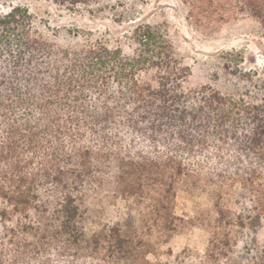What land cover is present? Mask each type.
Listing matches in <instances>:
<instances>
[{
	"label": "trees",
	"instance_id": "trees-1",
	"mask_svg": "<svg viewBox=\"0 0 264 264\" xmlns=\"http://www.w3.org/2000/svg\"><path fill=\"white\" fill-rule=\"evenodd\" d=\"M182 1L197 23L236 11L264 26V0ZM131 34L130 54L59 46L26 5L0 11V264H264V78L225 63L231 91L190 87L163 25ZM182 187L212 203L203 252L167 246ZM92 195L126 210L86 236Z\"/></svg>",
	"mask_w": 264,
	"mask_h": 264
},
{
	"label": "rangeland",
	"instance_id": "rangeland-1",
	"mask_svg": "<svg viewBox=\"0 0 264 264\" xmlns=\"http://www.w3.org/2000/svg\"><path fill=\"white\" fill-rule=\"evenodd\" d=\"M17 3L29 8L39 32L59 46L77 47L103 40L110 47H121L124 53L130 54L136 45L131 34L136 23L163 25L171 50L191 70L190 87L212 84L224 92L231 91L235 82L227 75L225 63L231 66L241 63L243 69L257 70L264 78V26L246 14L231 11L221 21L203 23L202 19L197 23L182 0H100L74 10L48 0H0V11ZM240 56L242 62H239ZM234 203L233 196L227 204L234 207ZM87 206L83 224L86 236L104 224L122 221L126 210L122 199L100 195L88 197ZM174 211L183 221L167 246L174 253L184 249L203 252L210 238L207 222L212 211V203L203 189L182 187L178 190ZM137 218L140 225L143 217ZM3 231L0 222V244L4 241ZM263 234L261 231L260 236ZM240 249L241 245L234 258ZM148 258L156 260L153 254Z\"/></svg>",
	"mask_w": 264,
	"mask_h": 264
}]
</instances>
